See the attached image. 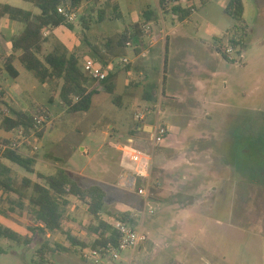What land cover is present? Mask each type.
I'll return each instance as SVG.
<instances>
[{
    "label": "rangeland",
    "instance_id": "obj_1",
    "mask_svg": "<svg viewBox=\"0 0 264 264\" xmlns=\"http://www.w3.org/2000/svg\"><path fill=\"white\" fill-rule=\"evenodd\" d=\"M227 1L198 5L186 25L177 28L183 22L173 13L163 18L159 0H117L122 19L114 18L112 8L105 10V0L97 6L84 0L73 30L53 29L43 55L57 49L76 53L83 69L87 59L100 60L93 46L102 47L109 37L126 29L134 33L132 27L139 26L141 41L132 42L127 55L109 68L116 74L117 104L100 87L89 111L68 113L59 96L61 82L41 84L19 63L18 79L0 77L15 110L42 107L49 113L44 136L36 144L39 151L21 148L25 155H38L36 171L63 169L82 187L99 184L108 193L105 213L136 215L148 241L133 254L123 253L124 259L132 258L130 264H264V0H243L249 35L241 55L235 50L229 61L217 51L224 54L232 47L226 35L235 22L225 14ZM0 4L38 11L23 0ZM102 10L107 15L100 22ZM146 10L155 16V24L144 25ZM159 28L171 35L166 73L163 57L148 52L139 60L146 66L141 75L135 62L141 50L137 54L135 47L148 50ZM0 43L5 49L1 36ZM151 90L158 92L155 105L143 102ZM148 105L160 106V122L168 127L156 145L145 132L136 131V114ZM5 136L0 129V142ZM8 165L22 197L0 194V222L26 234L35 225L29 214L34 194L23 180L38 178ZM123 177L134 178L133 185H126ZM66 215L84 229L71 227L72 234L92 241L88 230L94 220L86 206L72 199ZM46 242L49 251L41 256ZM0 249V264H92L81 259L80 248L63 234L38 236L30 246L0 237Z\"/></svg>",
    "mask_w": 264,
    "mask_h": 264
},
{
    "label": "trees",
    "instance_id": "obj_2",
    "mask_svg": "<svg viewBox=\"0 0 264 264\" xmlns=\"http://www.w3.org/2000/svg\"><path fill=\"white\" fill-rule=\"evenodd\" d=\"M32 4L40 11L34 15L32 11H25L9 4H0V20L7 18L10 21L23 25V30L12 41L13 54L2 59L3 70L6 71L12 79H18L19 70L15 64L19 63L29 72L34 73L41 84L53 81L62 83L60 90V100L62 106L68 113H78L89 111L92 105L94 95L100 87H104L105 92L113 97L117 104L119 96L116 94V85L113 82L116 74L108 72L106 81L97 82L90 79L80 66V57L76 53L68 55L60 50H55L47 55H43L44 45L48 42V36L45 33L53 29L65 27L69 30L74 29V25L69 22L67 14L78 12L84 3V0H23ZM90 4L97 6L101 0H88ZM115 0H105L104 8H112L114 18L122 19L119 5ZM211 3V0H159V8L162 15L173 13L180 22L188 21L198 10V5L205 7ZM86 10V9H85ZM94 10V8H93ZM102 10L99 14V21L103 22L106 18V11ZM225 14L234 20V27L228 31L226 37L236 52L241 55L246 39L249 35V26L244 18L243 0H228L225 7ZM144 25L151 23L155 16L149 10L143 13ZM134 33L126 29L123 33L109 37L102 47L93 46L95 55L99 61L107 66L116 59H122L127 55L128 44L141 41L139 35V26L132 27ZM139 54L138 49H135ZM219 54L229 61L228 57L217 48ZM168 44L164 50V73H166ZM128 70L129 67L127 66ZM1 74V71H0ZM165 80V76H163ZM164 84V83H163ZM164 89V86H163ZM6 93L0 81V129L6 134L0 146H9L14 139L21 142L20 134L30 137L36 134L38 138L44 136V127L50 120L49 113L42 107L32 110H15L6 100ZM144 99L155 105V96L147 93ZM50 102L53 103L52 98ZM41 120L42 126L37 127V121ZM40 128V130H38ZM29 149L31 146L26 145ZM50 159H54L49 156ZM38 155H25L20 149H9L2 151L0 147V194L2 196L12 193L22 197V194L14 189L12 169L8 165H16L29 174H36L38 181L33 182L29 178H24L23 184L26 188L32 189L33 196L30 199L29 214L32 217L34 226L27 228V233L22 234L15 228L6 226L0 222V237L14 241L18 244L30 246L38 236H54L63 234L68 238L73 247H92L97 248L107 243L118 242L119 236L116 229V223L128 222L137 223V217L134 214L125 213H105V201L107 191L99 184H93L90 187H82L73 175L69 172L58 169L55 173L47 175L37 172L35 167L38 163ZM58 161V160H57ZM140 191L143 188H139ZM77 200L84 204L88 214L94 220L93 227L89 231L92 241L80 240L72 234L71 227L84 230L74 219L67 217V209L71 205V200ZM108 217L106 219L104 215ZM82 234V233H81ZM84 234V233H83ZM44 250L49 251V244L46 242L43 249L39 251L41 256ZM2 252V250L0 249ZM60 251L67 252L68 249ZM46 261L40 260L38 264H46Z\"/></svg>",
    "mask_w": 264,
    "mask_h": 264
},
{
    "label": "built area",
    "instance_id": "obj_3",
    "mask_svg": "<svg viewBox=\"0 0 264 264\" xmlns=\"http://www.w3.org/2000/svg\"><path fill=\"white\" fill-rule=\"evenodd\" d=\"M81 9L76 13L66 15L69 22L72 23L76 20L80 11L82 12ZM128 46L131 47L132 45L128 44ZM135 49H138V47H135ZM234 53L235 49L233 47L224 49V55L227 57H230ZM141 55L146 56L147 52L144 51ZM122 62L127 64L129 63V60L124 58ZM83 71L90 79H93L97 82H103L107 80L108 72L110 70L108 65L105 66L98 59H87L84 62ZM160 115V106L158 109L156 106L151 107L149 105L142 107L141 111L136 114V119L138 123H140L138 128L143 129V127L148 125L150 127V139L155 143V145L159 144L168 134L167 127L160 122ZM149 121H151V123ZM39 126H42L41 120L37 121V127ZM38 130H40V128H38ZM19 134L21 142H18L16 139H14L9 146L1 145L0 147L2 151L6 150L7 148L12 150H21V148H26L30 153H36L39 151V147L36 146V144L40 138H38L36 134H32L30 137L24 136L22 133ZM27 144L31 146V149L26 146ZM123 179L125 180L126 185H133L132 181L134 178L129 179L128 177H123ZM141 192H143V190ZM116 229L119 236L118 242L116 244L107 243L97 248H80L81 259L85 263L92 264H130L132 258L124 259L123 253L132 252L133 254L136 250L140 249L147 243L148 235L143 232V230L140 229L137 224L128 222L116 223Z\"/></svg>",
    "mask_w": 264,
    "mask_h": 264
},
{
    "label": "crops",
    "instance_id": "obj_4",
    "mask_svg": "<svg viewBox=\"0 0 264 264\" xmlns=\"http://www.w3.org/2000/svg\"><path fill=\"white\" fill-rule=\"evenodd\" d=\"M114 3H117V0H115ZM32 12L34 13V15H37V14L40 13L39 10L38 11H32ZM121 14H122V12H121ZM163 16L164 15H162V17ZM163 18H165V17H163ZM155 21H156V19H154L151 22V24H155ZM187 22L188 21L183 22L181 25H179L180 27H177V28H183V26H185ZM22 27L19 26V23L10 21L7 18H4V19H1L0 20V36L2 37V40H4L6 42V45L3 46L5 49H2V47H0V50H1V52H0V64H1V66H0V71H1L0 77L1 78H4L5 80H7L6 78H11V77L9 76V74L6 71L3 70L2 59L4 57L11 56L14 53L13 52V48H12V41H13L14 38H16L17 36H19V34L22 32V30H23ZM17 28H18L19 32L17 34L16 33H13L15 31V29H17ZM158 30H159L160 35H158L157 37H159V38L155 37L156 39H155V41H153L151 47H149L148 50H142V46L139 45L138 51L140 52V50H141V54L144 51H146L147 54H148V52H151V54H153L154 56L156 54L157 57L159 55H161V57H163V59H164L165 46H166V44H168V46H169V41H170L171 35L168 34L167 30H165V29L159 28ZM198 31H200V29ZM49 34H50V32H48V31L45 33L46 36H48ZM0 46H1V43H0ZM141 54L139 56H136L135 62H139V63L136 64V69L140 70L141 71V75H143L146 66L143 63L140 64V61L139 60H140V58H145L147 55L146 56H142ZM95 59H97V58H95ZM185 61H186V59H185ZM112 63L113 62H110L108 64V68H110L112 66ZM217 75H218V72L215 71L214 76H213V80L211 82V85H212L211 86V89L214 88V85L216 83V80H214V79H216V76ZM1 84L4 87V85H3L2 82H1ZM147 93H152L154 96L158 95V92L156 90L147 91V92L144 93V96ZM165 93H166V90H165V87H164V89H163V95H165ZM8 96H9L8 94L5 96V100L12 106L13 103H12V101L10 102V100H8V98H9ZM143 102L144 103H149L147 100H143ZM149 122L151 123V121H149ZM139 124L140 123L137 122L136 131H143V132H145L150 137V127L147 125V126L143 127V129H139L138 128V125ZM167 129H168V127H167ZM47 175H50V174H47ZM156 184H157L156 186H157L158 190L160 192H162V190L160 188L161 186H160V183L158 182V180H157ZM151 206L153 208H157L158 207L156 204H152Z\"/></svg>",
    "mask_w": 264,
    "mask_h": 264
}]
</instances>
